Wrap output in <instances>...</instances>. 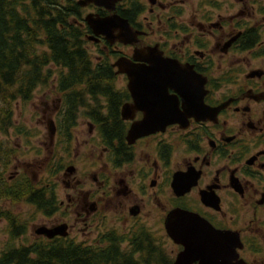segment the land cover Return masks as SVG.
<instances>
[{
  "label": "flooded vegetation",
  "instance_id": "flooded-vegetation-1",
  "mask_svg": "<svg viewBox=\"0 0 264 264\" xmlns=\"http://www.w3.org/2000/svg\"><path fill=\"white\" fill-rule=\"evenodd\" d=\"M75 1L81 9L75 20L93 60H109L115 88L123 92L120 115L108 117L111 136L121 137L104 146L95 115L83 113L78 125L84 118L88 130L79 135L77 125L69 149L59 148L57 127L43 148L34 146L29 133H15L24 146L12 141L13 132L4 134L5 144L16 148L2 180L19 197L0 204V223L6 224L2 249L10 242L3 217L8 214L26 226L14 241L18 247L38 239L95 245L106 234L128 235L145 227L175 264L184 248L169 236L166 221L180 213L240 242L239 259L232 264H264V0H120L112 10ZM89 16L119 17L137 36L125 39L120 30L97 35ZM90 45L97 49L96 58ZM120 59L142 74L155 70L160 76L139 79L145 87L133 96L131 71L121 73L115 66ZM165 62L178 65L171 70L180 75L161 76L166 68H150ZM170 81L172 86L166 84ZM54 108L57 118L62 101ZM170 121L178 122L129 143L134 124ZM50 148L54 159L57 152L63 160L52 182L48 173L37 179L33 171L46 170L50 161L37 166L19 157L35 152L39 159ZM18 206L30 210L15 211ZM30 212L41 215L43 224L36 226ZM62 225L67 237L35 233L36 227Z\"/></svg>",
  "mask_w": 264,
  "mask_h": 264
},
{
  "label": "trees",
  "instance_id": "trees-1",
  "mask_svg": "<svg viewBox=\"0 0 264 264\" xmlns=\"http://www.w3.org/2000/svg\"><path fill=\"white\" fill-rule=\"evenodd\" d=\"M80 14L75 0H0V138L10 131L28 134L25 126L15 124L14 104L33 101L39 88L53 90L62 101L56 121L59 148H70L80 113L95 115L93 123L104 146L111 138L121 137L120 133L111 136L108 117L120 115L123 92L115 88L116 75L109 60H93L75 20ZM12 153L0 146V204L19 197L2 180ZM62 167L63 160L55 152L51 174L57 176ZM3 217L9 224L10 242L0 251V264L172 263L145 227L128 235L106 234L95 245L38 239L18 247L14 241L26 226L16 216Z\"/></svg>",
  "mask_w": 264,
  "mask_h": 264
},
{
  "label": "water",
  "instance_id": "water-1",
  "mask_svg": "<svg viewBox=\"0 0 264 264\" xmlns=\"http://www.w3.org/2000/svg\"><path fill=\"white\" fill-rule=\"evenodd\" d=\"M120 0H83L80 1L79 4L82 6H86L89 4H96L98 6H103L109 10L115 9V4ZM102 2H105L104 5ZM120 19L126 29L127 38H134L137 36L130 27L129 23L126 20ZM105 19H100L102 22L100 23L102 26L108 25L109 21ZM106 20V21H105ZM89 25L95 30L97 35H109L111 32L110 27H101L98 25V19H93L91 16L87 18ZM116 22V21H115ZM118 22V21H117ZM112 33V32H111ZM139 60L138 58H136ZM121 62L122 67L118 66V63ZM127 63V64H125ZM129 62L126 59H120L115 66L120 69L121 73H125L129 68ZM166 64L163 66L160 65H152L150 68L157 69L166 68V72L163 71L161 76L164 75H172L176 74L180 75L179 72L172 71L174 67H170L171 63L165 62ZM155 71V70H154ZM150 72L145 74H132L128 73L131 79L130 83V91L134 94L138 93L143 89V85L138 81L141 78L147 77H159L160 75L156 72ZM142 75V76H141ZM170 76V77H172ZM169 86H172L174 83L172 81L167 82ZM165 84V85H166ZM147 87V86H146ZM150 91L152 89L147 87ZM135 99V97H134ZM178 110V108H177ZM178 121H170V122H162V123H138L132 126L130 130L128 141L130 144H133L146 134L156 133V132H165L166 128L174 124ZM180 122V121H179ZM182 123V122H180ZM48 130L49 137L53 138L56 133V126L54 121L48 122ZM149 129V130H146ZM198 221V222H197ZM203 222V223H201ZM66 225H62L55 229L47 228L45 226H41L37 230V235L45 236L49 239H52L56 236H64L67 237L68 233L66 231ZM166 229L169 236L178 244L183 246V251H181L177 257L175 264H193L194 262H198L199 264H232L233 261L239 259V255L237 252L238 247L241 246L240 242H236L232 236L227 232H220L215 230L209 223L205 221H201L200 218H196L193 215H182L178 213L177 215H170L168 220L166 221ZM203 237V238H202ZM224 237V238H223ZM234 239V240H232Z\"/></svg>",
  "mask_w": 264,
  "mask_h": 264
},
{
  "label": "rangeland",
  "instance_id": "rangeland-1",
  "mask_svg": "<svg viewBox=\"0 0 264 264\" xmlns=\"http://www.w3.org/2000/svg\"><path fill=\"white\" fill-rule=\"evenodd\" d=\"M90 50L92 52V54L94 55V57H97V49L93 47V45H90ZM123 78H119V86L123 84ZM54 101H56V103L54 104ZM58 102H60L59 100V95L56 94L55 92H53V90H43L42 88H39L35 93H34V98L33 101L28 102V103H24L23 101H17L14 104V120H15V124L16 125H23L26 127V130L28 131L29 135L32 137L33 142L35 143L34 146L39 147V148H43L44 145H42V143L47 144L49 141V130H48V122L51 120L57 121V118L55 117V111L56 109L54 108L55 105L58 104ZM84 118H81L79 125H78V129H77V133L79 135H82L85 131L88 130V125L86 123L83 122ZM14 133V138L12 139L13 142H15L18 146L20 144V141L23 143L22 145L24 146V141L17 139L15 137V133L20 134V132H14V131H10ZM7 141L6 136H2V138L0 139V146H3V148L5 149H11V148H16L15 145L13 144H5V142ZM14 151V150H13ZM3 154H5V156H7V154L5 152H2ZM35 154V152H33ZM32 154L31 156L27 157H21V161L24 162L26 160H31L33 161L34 164H38L40 162H46V161H50L48 168L45 170L44 167H34L33 171H34V176L35 178L38 179V177L42 178L43 175H46L48 173V179L52 182L56 179V176H53L51 174V169H50V163L52 161H54V156H53V151L50 148L49 152H47V150L44 152L43 150V155L40 154L39 156H41L39 159L40 161H38L39 159L34 157L36 155ZM53 156V157H52ZM24 158V159H23ZM40 164H38L37 166H40ZM22 169V168H20ZM45 170V171H44ZM53 170V169H52ZM61 174V173H60ZM19 208L14 209L15 211H19L22 213H28L30 208L24 207V206H18ZM30 214H33V212H30ZM31 217V216H30ZM43 219L41 215H34L33 216V222L36 226H40L41 224H43ZM37 228V227H36ZM6 230V224H1L0 223V249L3 248L4 246V242L5 239L4 238L5 234L3 233ZM31 238V239H30ZM32 236L29 237V240H33Z\"/></svg>",
  "mask_w": 264,
  "mask_h": 264
},
{
  "label": "bare ground",
  "instance_id": "bare-ground-1",
  "mask_svg": "<svg viewBox=\"0 0 264 264\" xmlns=\"http://www.w3.org/2000/svg\"><path fill=\"white\" fill-rule=\"evenodd\" d=\"M101 1V0H100ZM104 5H106L105 4V2H102ZM107 21H109V24L108 25H105L106 27H110V30H111V32L112 33H114L116 30H120V35L122 36V37H124L125 39H129L130 37H128L127 38V36H126V29H125V26H124V24H123V22L120 20V19H118L117 17H110V18H108V19H106ZM105 20V21H106ZM116 21V22H115ZM118 21V22H117ZM102 21L100 20V19H98V25L99 26H101V27H105V26H102L100 23H101ZM110 32V33H111ZM124 32V33H123ZM121 41H123V42H126V43H131V44H134L133 42H128V41H126V40H121ZM139 56V55H138ZM121 62L122 61H120L119 63H118V66L121 68L122 67V64H121ZM125 64H127V63H125ZM151 64H153V61H151ZM174 65V66H173ZM171 66L172 67H174V68H176V69H179L180 67L178 66V65H175V64H171ZM135 67H137V66H129V71H131V73L132 74H142V72H139V71H136V70H133V68H135ZM142 76V75H141ZM126 110H128L127 108H125L124 109V111H123V113H124V115H125V111ZM198 222V221H197ZM40 227H37V228H35V233H37V230L39 229ZM203 238V237H202ZM224 238V237H223ZM15 249V248H14Z\"/></svg>",
  "mask_w": 264,
  "mask_h": 264
}]
</instances>
